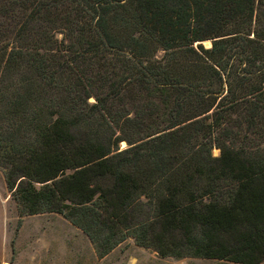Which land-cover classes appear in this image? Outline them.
I'll use <instances>...</instances> for the list:
<instances>
[{
	"label": "trees",
	"instance_id": "16d2710c",
	"mask_svg": "<svg viewBox=\"0 0 264 264\" xmlns=\"http://www.w3.org/2000/svg\"><path fill=\"white\" fill-rule=\"evenodd\" d=\"M0 169L97 258L260 264L264 0H0Z\"/></svg>",
	"mask_w": 264,
	"mask_h": 264
},
{
	"label": "rangeland",
	"instance_id": "374dc122",
	"mask_svg": "<svg viewBox=\"0 0 264 264\" xmlns=\"http://www.w3.org/2000/svg\"><path fill=\"white\" fill-rule=\"evenodd\" d=\"M203 44L207 46L208 42ZM118 147L124 149L125 144L121 142ZM211 154L217 156L218 152L212 150ZM136 248L133 240L126 238L101 260L87 237L60 215L43 213L19 218L0 169V264H150L148 260L154 255L151 250L136 255ZM162 263L233 264L198 258L163 259Z\"/></svg>",
	"mask_w": 264,
	"mask_h": 264
},
{
	"label": "crops",
	"instance_id": "0c3cea01",
	"mask_svg": "<svg viewBox=\"0 0 264 264\" xmlns=\"http://www.w3.org/2000/svg\"><path fill=\"white\" fill-rule=\"evenodd\" d=\"M120 245V244H119ZM117 247V246H116ZM115 247V248H116ZM114 248V249H115ZM113 249V250H114ZM113 250H111L108 254H106L105 256H103L102 258H101V260L102 259H104V258H106L107 256H109L112 252H113ZM136 255H141V252H144L145 250H148V249H143V248H140V247H137L136 248ZM152 252V251H151ZM154 255H151L152 257L148 260V262H150V264H163L162 262H163V259H171V258H160V257H158L157 255H156V253H154V252H152ZM183 259H190V258H183ZM192 259V258H191ZM164 262H166V261H164ZM147 264V263H146Z\"/></svg>",
	"mask_w": 264,
	"mask_h": 264
}]
</instances>
